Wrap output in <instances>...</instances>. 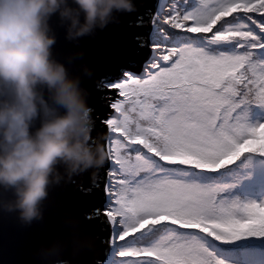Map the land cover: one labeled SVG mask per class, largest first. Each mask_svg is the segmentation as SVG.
Masks as SVG:
<instances>
[{
  "label": "snow or ice",
  "instance_id": "6c2138e0",
  "mask_svg": "<svg viewBox=\"0 0 264 264\" xmlns=\"http://www.w3.org/2000/svg\"><path fill=\"white\" fill-rule=\"evenodd\" d=\"M165 9L144 75L107 85L117 264H264V0Z\"/></svg>",
  "mask_w": 264,
  "mask_h": 264
},
{
  "label": "clouds",
  "instance_id": "9594fccd",
  "mask_svg": "<svg viewBox=\"0 0 264 264\" xmlns=\"http://www.w3.org/2000/svg\"><path fill=\"white\" fill-rule=\"evenodd\" d=\"M72 3L76 7L69 0H0V186L15 196L2 207L18 210L26 224L41 218L40 205L50 184L98 169L108 160L102 143L106 134L90 143L92 110L79 77H70L52 58L55 37L48 21L59 13L67 24V39L74 40L118 22L113 13L133 12L135 5L132 0ZM38 118L41 126L31 132ZM58 164L65 176L57 171Z\"/></svg>",
  "mask_w": 264,
  "mask_h": 264
},
{
  "label": "water",
  "instance_id": "95a60500",
  "mask_svg": "<svg viewBox=\"0 0 264 264\" xmlns=\"http://www.w3.org/2000/svg\"><path fill=\"white\" fill-rule=\"evenodd\" d=\"M158 1L132 0L135 11L114 12L118 22L74 40L67 39V24L61 22L59 13L50 17V34L55 37L52 58L64 65L70 77H79L90 109H100L106 101L103 96L109 89L104 83L131 69V63L141 60L145 53L143 62L149 56V33L145 31ZM69 4L76 7L72 0ZM80 19L83 22V13ZM85 68L91 75L85 73ZM44 98L48 99L46 89ZM65 111L60 109L62 114ZM40 126L38 118L30 131ZM99 134L97 128L92 129V137ZM107 134L110 135L108 130ZM56 167L65 176L64 166ZM95 170L90 168L70 178L65 176L58 184H50L40 205L42 216L30 224L20 220L18 210L9 212L2 207L3 202L14 200L15 196L12 190L0 186V264H91L105 256L101 237H106V231L93 214L98 198L87 190Z\"/></svg>",
  "mask_w": 264,
  "mask_h": 264
},
{
  "label": "trees",
  "instance_id": "16d2710c",
  "mask_svg": "<svg viewBox=\"0 0 264 264\" xmlns=\"http://www.w3.org/2000/svg\"><path fill=\"white\" fill-rule=\"evenodd\" d=\"M166 3H167V0L158 1L157 9L155 10L154 14L151 17L152 24L148 23L149 28L145 31V33L148 34L150 31H153L152 38L150 40H153V37L157 35V31L159 27L158 25L153 24L152 22L153 18L162 15L161 14L163 12L162 9L165 7ZM173 31H178V30H173ZM142 44L145 47H147L146 43H142ZM145 56H146V53H145ZM144 57L141 60H136L131 63L132 67L129 70H131L130 74H132V76L142 77L145 73L146 66L152 61L154 55L148 56L147 59L145 60V63L143 62ZM103 97L104 99L106 98L105 96ZM110 98L113 99L112 96ZM107 99L108 98H106L105 100ZM106 103L107 101H103L102 107L100 109H91L92 111L90 113L91 119L93 121V128H97L99 130L100 132L99 135L106 134L104 140L102 141L103 144H105V140L108 137V134H107L108 128H107V125L104 124L103 120H106L108 115L112 112L111 106L110 108H108ZM248 114H249V119L253 122L256 120L264 121V108H260L257 106H249ZM112 134L113 133H111L110 135ZM95 138L96 137H93V141L91 142H94ZM111 168H112V163L109 160H106L103 166L95 170L93 180L90 182V185L87 188V190L96 193L98 200H97L96 206L94 207L93 214L99 218V220L101 221L100 226L102 227L103 230L106 231V237L104 238L101 237V243L105 245V254H104L105 256H103L101 259H94L91 264H117V261H118V256L116 254L117 250L109 242L112 234L116 231V228H113V226L109 224V222L107 221V218L102 214L103 202L105 200V197H108L104 190L105 185L107 183V173L111 170ZM120 243H123V242H120Z\"/></svg>",
  "mask_w": 264,
  "mask_h": 264
},
{
  "label": "rangeland",
  "instance_id": "374dc122",
  "mask_svg": "<svg viewBox=\"0 0 264 264\" xmlns=\"http://www.w3.org/2000/svg\"><path fill=\"white\" fill-rule=\"evenodd\" d=\"M158 1V0H157ZM162 15H163V13H164V11H165V7L162 9ZM153 15V14H152ZM152 17V16H151ZM150 23H151V20H150ZM152 24V23H151ZM152 32L153 31H150L149 32V37H148V46H149V56H152V55H155V53H154V51H153V49H152V47H151V43H152V40H150L151 38H152ZM145 63V62H144ZM130 71L131 70H124L122 73H120L119 74V76H117L116 78H113L112 80H110L109 82H106V83H104L103 84V86H105V87H107V85L108 84H110V83H117V82H119V81H121V80H123V79H125L126 78V74H128V75H132V74H130ZM108 88V87H107ZM113 93V94H112ZM104 96L106 97V98H108L106 101H107V103H108V105L110 106V104H111V102L113 101V100H116V99H118L119 97L117 96V94H116V91L115 90H108V91H106V93L104 94ZM113 97V99H111L110 97ZM105 98V99H106ZM112 115H115V116H119V114H116V113H114V109H112V112L108 115V117H107V119H109V118H111V116ZM103 121H105V120H103ZM111 134V133H110ZM112 136H118V134H115V133H113L112 134ZM120 138H122V137H120ZM110 169V168H109ZM109 198L108 197H105V200H104V202H103V209H105L106 208V206L109 204ZM102 209V210H103ZM104 261V260H103ZM102 261V262H103Z\"/></svg>",
  "mask_w": 264,
  "mask_h": 264
}]
</instances>
